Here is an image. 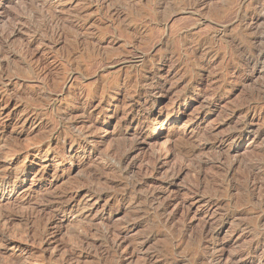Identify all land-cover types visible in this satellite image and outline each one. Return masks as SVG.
I'll list each match as a JSON object with an SVG mask.
<instances>
[{
  "label": "rangeland",
  "instance_id": "374dc122",
  "mask_svg": "<svg viewBox=\"0 0 264 264\" xmlns=\"http://www.w3.org/2000/svg\"><path fill=\"white\" fill-rule=\"evenodd\" d=\"M0 1V264H264V0Z\"/></svg>",
  "mask_w": 264,
  "mask_h": 264
},
{
  "label": "bare ground",
  "instance_id": "6f19581e",
  "mask_svg": "<svg viewBox=\"0 0 264 264\" xmlns=\"http://www.w3.org/2000/svg\"><path fill=\"white\" fill-rule=\"evenodd\" d=\"M89 3H90V2H89ZM1 5H2V3H1V1H0V6H1ZM33 5H34V3H33ZM33 5H32V6H33ZM2 7H3V6H2ZM48 7H49V6H48ZM43 9H44V7H43ZM25 10H26V9H25ZM45 10H46V9H45ZM45 10H43V11H45ZM46 11H48V10H46ZM25 12H26V11H25ZM31 12H32V15H33L34 12H33V11H31ZM31 12H30V13H31ZM48 12H49V11H48ZM51 12H52V11H51ZM51 12H49V13H51ZM41 13H42V12H41ZM46 13H47V12H46ZM51 14H53V13H51ZM32 15H31V16H32ZM34 15H35V14H34ZM41 15H42V14H41ZM31 16H30V17H31ZM54 16H55V15H54ZM30 17H29V19H30ZM33 17H34V16H33ZM45 17H46V16H45ZM16 18H17V17H16ZM16 18H15V19H16ZM31 18H32V17H31ZM38 18H39V17H38ZM52 18H53V17H52ZM52 18L50 19L51 21H49V23L45 26V30H46L47 34L50 35L49 38L55 36L54 34H55L58 30H59L60 32H61V30H62L61 27H60V26H61V22H60V20H59L61 17H60L59 19H54V18H53L54 20H53ZM29 19H27V20H29ZM33 19H34V18H33ZM40 19H41V18H40ZM44 19H45V18H44ZM42 20H43V19H42ZM61 20H63V18H61ZM10 21H11V20H10ZM10 21H9V22H10ZM46 21H47V20H46ZM46 21H45V22H46ZM63 21H64V20H63ZM35 22H36V21H35ZM10 23H11V22H10ZM31 23H33V22L31 21ZM66 23H67V22H66ZM40 24H41V23H40ZM43 24H44V23H43ZM37 25H38L37 27H39V24H37ZM68 25H69V24H68ZM70 25H71V24H70ZM32 26H33V25H32ZM32 26H31V27H32ZM40 26H41V25H40ZM66 26H67V25H66ZM66 26H65V27H66ZM41 27H42V26H41ZM41 27H40L39 29H41ZM66 29H67V28H66ZM42 30H43V29H42ZM42 30H41V31H42ZM46 32H45V33H46ZM2 33H3V32H2ZM41 33H42V32H41ZM43 33H44V31H43ZM11 34H13V33H11ZM47 34H46V35H47ZM3 35H4V33H3ZM6 35H7V34H6ZM56 35H57V34H56ZM58 35H59V34H58ZM0 36L4 38V36H2V35H0ZM41 37H42V36H41ZM0 40H1V39H0ZM1 43H2V42H1ZM1 43H0V45H1ZM253 44H254V43H253ZM1 47H2V46H1ZM0 49H1V48H0ZM1 50H2V49H1ZM1 50H0V51H1ZM2 51H3V50H2ZM1 54H3V52H1ZM3 58H4V57H3ZM1 59H2V58H0V60H1ZM256 60H257L256 63H258V64H256V63H255V64L257 65L258 68L260 67V69L257 70V67L254 65V66L252 67V71H255V72H254V75H261V76L264 77V51H261V53L258 55V57H257ZM256 60H255V61H256ZM206 66H207V65H206ZM200 68H201V67H200ZM200 68H199V69H200ZM202 69L205 70V67H202ZM5 73H6V72H5ZM199 73H200V72H199ZM5 77H6V76H5ZM6 80H7V79H6ZM4 81H5V80H4ZM9 81H10V79H9ZM166 81H168V80H166ZM186 81H187V80H186ZM4 83H5V82H4ZM164 85H165V83H163V84H153V83H151L149 86L151 87L153 93H158L159 91L161 92V90L164 88ZM126 86H127V85H126ZM121 87H122V86H121ZM260 91H261V90H260ZM23 93H24V92H23ZM25 94H26V93H25ZM26 95H27V94H26ZM187 95H189V93H188L187 91H186V92H183L182 95H180V96H178V97H175L174 102H175V103H179L181 100H183V99H187V97H188ZM213 95H214V94H213ZM138 96H139V95H138ZM156 96H157V94H156ZM212 97H213V96H212ZM257 97H258V96H257ZM135 98H136V97H135ZM4 99H5V98H4ZM211 99H212V98H211ZM156 100H157V99H156ZM249 100H250V99H249ZM249 100H248V101H249ZM157 101H158V100H157ZM250 101H251V100H250ZM250 101H249V102H250ZM252 101H254V100L252 99ZM136 102H137V101H136ZM172 102H173V101H172ZM249 102H248V103H249ZM138 103H139V102H138ZM148 103H150V104H151V103H156V101H155V100H149ZM241 107H243V106H241ZM256 107H257V106H256ZM245 108H246V106H245ZM259 109H260V108H259ZM52 110H53V109H52ZM83 110H84V109H83ZM251 110H252V106H251V104H248V105H247V111H251ZM261 110H262V109H261ZM244 112H245V111H244ZM244 112H243V113H244ZM64 113H65V112H64ZM67 113H68V112H67ZM84 113H85V112H84ZM246 113H247V112H246ZM238 114H239V113H238ZM244 114H245V113H244ZM67 116H68V115H67ZM237 116H238V115H237ZM254 126H255V125H252V124H251V125H246V126L240 128L239 131H240V132L251 133V132L253 131V127H254ZM254 132H255V131H254ZM256 132H257V131H256ZM82 133H83V132H82ZM235 133H236V132H234L233 134H230L229 136L224 137L223 139L220 140L219 143L224 144V143L227 142V141H228V143H229V142H230L229 140H232V139L235 137ZM4 134H5V133H4ZM84 134H85V133H84ZM255 134H256V133H255ZM58 135H59V134H58ZM76 135H77V134H76ZM1 136H2V135H1ZM80 137H81V136H80ZM82 137H83V136H82ZM82 139H83V138H82ZM84 140H85V139H84ZM139 141H140V140H139ZM85 142H86V141H85ZM173 143H174V141H173ZM62 144H63V143H62ZM226 144H227V143H226ZM209 145H210V144H209ZM174 146L176 147V144L173 145V147H174ZM125 147H126V146H125ZM175 147H174V148H175ZM192 147H194V146H192ZM130 148H131V147H130ZM130 148H129V149H130ZM174 148H173V149H174ZM176 148H177V150H173V153H174V154H177L178 156L181 155L180 157H182V159H183L184 161L187 160L186 158L192 157L191 154H194V151H195V150H194L195 147H194L193 149H190V150H188L187 148H186V149H182V148H185V147H182V148H180V149H179L178 147H176ZM176 148H175V149H176ZM122 151H123V150H122ZM125 151H126V152L123 151V152L125 153V155H122V156H123V158H124V159H123L124 162H127V161L130 159V157H132V156H131V151H130V150L127 152V149H125ZM219 151H220V150H219ZM222 152H223V151H222ZM222 152H220V153H222ZM225 152H228V151H225ZM225 152H224V153H225ZM230 153H231V152L229 151V152H228V156H229ZM233 153H234L235 156H237V155H239V150L234 149V150H233ZM99 154H100V153H99ZM117 154H118V153H117ZM117 154H116V157H117ZM120 154H121V153H120ZM120 154H118V155H120ZM122 154H123V153H122ZM111 155H112V154H111ZM177 155H176V156H177ZM221 155H222V154H221ZM221 155H220L219 157H221ZM27 156H28V155H27ZM176 156H175V157H176ZM178 156H177V157H178ZM193 156H195V155H193ZM230 157H231V156H230ZM111 158H112V157H111ZM120 158H121V157H120ZM159 158H160V157H155V158H154V161L151 160V164H152V162H154V163H153V164H154V171H155L156 169L159 168V166H158V165L160 164V160H159ZM192 158H193V157H192ZM114 159H115V155H114ZM117 159H118V158H117ZM121 159H122V158H121ZM121 159H119V160H121ZM219 159H220V158H219ZM130 160H131V159H130ZM190 160H191V159H190ZM188 161H189V159H188ZM144 163H145V162H144ZM148 163H149V161L147 162V164H148ZM161 163H162V162H161ZM184 163H186V162H184ZM208 163H209V162H208ZM237 163H238V162H237ZM129 164H130V163H129ZM134 164H135V163H134ZM147 164H146V165H147ZM146 165H145V166H146ZM160 165H163V164H160ZM232 165H233V164H232ZM258 165H259V164H258ZM120 166H121V165H120ZM147 166L149 167V165H147ZM254 166H255V165H253V167H254ZM261 166H262V165H261ZM118 167H119V166H118ZM133 167H134V166L131 165L130 168H129V170L131 171V169H133ZM148 167L146 168V172H147ZM152 167H153V166H152ZM152 167H151V168H152ZM229 167H230V169H231V166H229ZM255 167H256V166H255ZM125 168H126V166H125ZM144 168H145V167H144ZM182 168H183V167H182ZM184 168H185V167H184ZM184 168H183V169H184ZM246 168H247V167H246ZM249 168H250V167H249ZM257 168H258V167H257ZM120 169H121V168H120ZM120 169H119V170H120ZM127 169H128V168H127ZM152 169H153V168H152ZM183 169H182V170H183ZM129 170H128V172H129ZM182 170H181V171H182ZM185 170H186V168H185ZM148 171H149V169H148ZM154 171H153V172H154ZM174 171H175V170L171 171L170 174H169V175H170L169 177L171 178L172 181L176 180V179L179 177V173H177V171H176V172H174ZM181 171H180V172H181ZM232 171H233V170H232ZM248 171H249V172H248ZM151 172H152V171H151ZM199 172H200V171H199ZM246 172H248V174L245 175V179H244V181H243V180L241 181V184L243 183V184H242V185H243V188H242V185H241V189H243V190L246 189V190H244V191H247V192H248L249 190H248V185H247V184H249L250 179H254V180H255V178L258 177V174H256L257 171L255 172V171L252 170V169H251V170H248V168H247V171H246ZM90 173H91V172H90ZM101 173H102V172H101ZM122 173H123V172H122ZM202 173H203V172H202ZM227 173H228V172H227ZM227 173H226V174H227ZM244 173H245V172H244ZM95 174H96V173H95ZM147 174H148V173H147ZM147 174H146V175H147ZM149 174H150V173H149ZM152 174H153V173H152ZM203 174H204V173H203ZM226 174H225V175H226ZM242 174H243V173H242ZM245 174H246V173H245ZM91 175H92V174H91ZM93 175H94V174H93ZM93 175H92V176H93ZM96 175H97V174H96ZM99 175H100V174H99ZM101 176H102V175H101ZM125 176H126V175H125ZM89 177H90V175H88V178H89ZM220 177H221V176H220ZM224 177H226V176H223V178H224ZM235 177H236V176H235ZM91 178H92V177H91ZM95 178H96V177H95ZM97 178H98V176H97ZM97 178H96V179H97ZM99 178H100V177H99ZM143 178H144V177H143ZM204 178H205V176H204ZM204 178H203V179H204ZM221 178H222V177H221ZM223 178H222V179H223ZM241 178H243V177H241ZM258 178H260V177H258ZM93 179H94V178H93ZM96 179H95V181H96ZM198 179H199V178H198ZM226 179H227V178H225V180H226ZM230 179H231V178H230ZM239 179H240V177L238 178V181H239ZM260 179H261V178H260ZM260 179H258V180H260ZM262 179H263V178H262ZM91 180H92V179H91ZM137 180H138V179H137ZM178 180H179V179H178ZM232 180H233V176H232ZM235 180H236V178H235ZM263 180H264V179H263ZM95 181H94V183H95ZM97 181H98V180H97ZM99 181H100V179H99ZM100 182H102V181H100ZM100 182H99V185H100V184L102 185V183H100ZM140 182L142 183V180H140ZM198 182H199V181H198ZM225 182H226V181H225ZM227 182H228V181H227ZM260 182H261V181H260ZM260 182H259V183H260ZM145 183H146V182H145ZM171 183H172V182H171ZM257 183H258V181H257ZM2 184H3V183H2ZM89 184H90V182H89ZM131 184H134V182L132 183V181H131L130 185H131ZM135 184H137V183H135ZM135 184H134V185H135ZM148 184H149V183H148ZM148 184H147V185H148ZM197 184H198V183H197ZM212 184H213V183H212ZM250 184H251V182H250ZM92 185H93V183H92ZM95 185H96V184H95ZM97 185H98V184H97ZM113 185H114V184H113ZM113 185H112V186H113ZM145 185H146V184H145ZM89 186H90V185H89ZM112 186H111V187H112ZM128 186H129V185H128ZM132 186H133V185H132ZM249 186H250V185H249ZM256 186H257V185H256ZM256 186H255V187H256ZM91 187H92V186H91ZM91 187H90V188H91ZM93 187H94V186H93ZM93 187H92V188H93ZM99 187H100V186H99ZM202 187H203V185H202ZM252 187H254V186H252ZM134 188H137V187L134 186ZM139 188H140V187H139ZM197 188H200V187H197ZM259 188H260V187H259ZM102 189H103V188H101L100 190H102ZM112 189H113V188H112ZM201 189H202V188H201ZM216 189H217V188H216ZM216 189L214 188V189H212V190H216ZM235 189H236V188H235ZM88 190H89V189H88ZM91 190H92V189H91ZM134 190H135V189H134ZM138 190H139V189H138ZM239 190H240V189H239ZM250 190H251V188H250ZM88 192L90 193V191H88ZM93 192H94V191H93ZM93 192H92V193H93ZM96 192H97V191H96ZM98 192H99V191H98ZM98 192H97V193H98ZM100 192H104V191L102 190V191H100ZM100 192H99V193H100ZM136 192H137V191H136ZM136 192H134V193H136ZM237 192H238V191H237ZM249 192H250V191H249ZM254 192H255V191H254ZM85 193H86V192H85ZM99 193H98V194H99ZM150 193H152V192H150ZM155 193H156V192L153 191V195L151 194V195H152L151 198H147L146 201H147V202H153V201L156 200V198H157V200H159L158 197H157L158 194H155ZM241 193H242V192H241ZM100 194H101V193H100ZM100 194H99V196H100ZM126 195H127V194H126ZM128 195H129V193H128ZM132 195H133V194H132ZM149 195H150V194H149ZM159 195H160V194H159ZM250 195H251V194H250ZM121 196H122V195H121ZM146 196H147V195H146ZM146 196H145V197H146ZM174 196H175V195H174ZM251 196H252V195H251ZM256 196H258V195L256 194ZM118 197H119V196H118ZM124 197H125V196H124ZM179 197H180V196H179ZM258 197H259V196H258ZM258 197H257V198H258ZM35 198H36V197H35ZM130 198H131V197H130ZM116 199H117V198H116ZM143 199H144V198H143ZM174 199H175V202L179 201L178 196H175ZM254 199H255V197H254ZM258 199H259V198H258ZM118 200H120V199H118ZM164 201H165V200H164ZM164 201H163V202H164ZM256 201H257V200H256ZM143 202H144V201H143ZM163 202H162V203H163ZM262 202H263V201H262ZM136 203H137V202H136ZM138 203H139V202H138ZM162 203H161V205L159 204V206L162 208V211L166 213L167 209L169 208V206H170L171 204H170V202H166V204L162 205ZM151 204H152V203H151ZM147 205H148V204H147ZM181 205L184 206L185 204L182 202ZM159 206H158V207H159ZM153 207H154V205H153ZM160 207H159V208H160ZM180 207H182V206H180ZM185 207H186V206H185ZM157 210H158V208H157ZM155 212H156V211H155ZM1 215H2V214H1ZM1 215H0V216H1ZM161 215H163V214H160V216H161ZM165 215H166V214H165ZM160 216H159V217H160ZM163 216H164V215H163ZM167 216H168V215H167ZM174 216H175V215H174ZM171 217H172V216H171ZM171 217H169V218H171ZM12 218H13V217H11V219H12ZM14 219H15V218H14ZM22 219H23V218H22ZM27 219H28V218H27ZM172 219H173V218H172ZM161 220H163V219H161ZM161 220H160V221H161ZM164 220H165L166 222H168L166 219H164ZM164 220L161 221V222L163 223ZM170 220H171V219H170ZM9 221H10V218L8 217V215H7V216H2V220H1V222H2V223L4 222L3 224H5V222H9ZM24 221H25V220H24ZM27 221H29V220H27ZM30 221H31V220H30ZM160 221H159V222H160ZM169 222H170V221H169ZM162 223H161V224H162ZM164 223H165V222H164ZM209 224H210V223H209ZM217 224H218V223H217ZM8 225H9V224H8ZM6 226H7V225H6ZM206 226H207V225H206ZM212 226H213V225H212ZM212 226L210 225V227H212ZM215 226H216V225H215ZM208 227H209V226H208ZM216 227H217V226H216ZM216 227H215V228H216ZM0 228H1V224H0ZM5 228H6V227H5ZM2 229H4V227H3ZM2 229H0V231H1ZM4 230H5V229H4ZM212 230H214V229H212ZM212 230H211L210 228H209V230H208V229H205V230L201 233L202 237H204V238H205V236H206V237H207V236L210 237V236L213 234V231H212ZM5 231H6V230H5ZM110 232H111V231H110ZM108 233H109V232H108ZM0 234H4V231H3V233H0ZM110 234H111V233H110ZM112 234H113V233H112ZM114 234H115V232H114ZM5 235H6V234H5ZM120 235H121V234H119L118 236H120ZM2 236H3V235H2ZM104 236H105V235H104ZM199 236H200V234H199ZM0 237H1V236H0ZM120 237H121V236H120ZM211 237H212V236H211ZM121 238H122V237H121ZM200 238H201V237H200ZM0 239H1V238H0ZM211 239H212V238H211ZM1 242H2V241H1ZM118 243H119V242H118ZM94 244H95V243H94ZM116 244H117V243H116ZM117 246H118V244H117ZM111 247L114 248V245L111 246ZM116 249H117V248H116Z\"/></svg>",
  "mask_w": 264,
  "mask_h": 264
}]
</instances>
